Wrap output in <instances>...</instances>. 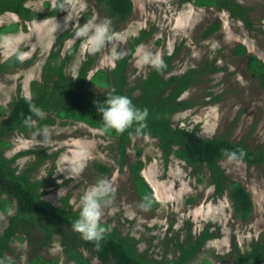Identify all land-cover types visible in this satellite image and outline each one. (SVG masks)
<instances>
[{
  "label": "rangeland",
  "instance_id": "374dc122",
  "mask_svg": "<svg viewBox=\"0 0 264 264\" xmlns=\"http://www.w3.org/2000/svg\"><path fill=\"white\" fill-rule=\"evenodd\" d=\"M134 10L126 22L110 17L95 0H87L80 23L95 15L107 18L115 32L124 33L117 44L122 52L114 66L101 61L102 53L88 54L80 42L66 45L74 33L75 21L64 23L65 0H27L35 12L51 14L60 23L54 38L41 20L23 22L14 13L0 16V28L19 24L14 33L0 40V121L6 119L12 103L19 97L31 98L32 83L43 84L47 64L53 52L63 61L76 46L64 72L76 78L82 65L94 58L88 80L100 71L112 72L125 60L131 39L141 36L134 54L122 67L123 89L141 102L145 81L154 74L166 84L157 100L171 98L177 84L171 78L187 77L191 84L175 103H183L171 116L174 127L186 129L196 137H224L244 142L255 149L264 145V84L249 66V55L264 62V0H234L248 11L250 24L231 16L228 10L199 7L194 0H132ZM48 18V17H47ZM46 19V18H45ZM219 28L205 36L209 26ZM69 33L61 42L58 39ZM243 47L247 53L237 52ZM23 53L16 61L15 55ZM19 53V54H20ZM147 53L158 56L159 65L145 62ZM56 62L52 61L55 66ZM91 85L95 94L107 95L120 83ZM51 83V82H50ZM116 84V86H115ZM123 91V90H122ZM137 105V104H136ZM53 124L25 126L2 137V151L8 170L26 182L46 202L78 216L79 197L99 178L112 181L111 203L103 208L101 224L105 232H119L131 239L137 253L145 261L160 264H243L242 257L264 242V165H249L224 159L220 165L229 182L242 183L252 194L254 211L247 221L235 215L228 189L216 195L208 167L194 168L177 158H168L159 140L134 135L125 154L118 137L88 124L48 114ZM47 129V139L40 133ZM83 153L78 175L57 172ZM76 163H80L76 161ZM136 172L151 193L139 190ZM0 244L16 215V203L0 193ZM61 249L51 254L53 242ZM3 255L17 261L23 253L28 264L44 258L56 264H75L67 258L61 238L53 236L46 242L43 232L31 225L20 230L9 242ZM90 264H102L91 252L80 248ZM264 264V263H263Z\"/></svg>",
  "mask_w": 264,
  "mask_h": 264
},
{
  "label": "trees",
  "instance_id": "16d2710c",
  "mask_svg": "<svg viewBox=\"0 0 264 264\" xmlns=\"http://www.w3.org/2000/svg\"><path fill=\"white\" fill-rule=\"evenodd\" d=\"M96 3L106 9L111 18L120 22H126L132 15L134 4L132 0H95ZM187 1V0H183ZM27 0H0V16L10 12L16 14L21 21H35L49 17L51 14H44L33 11L26 6ZM199 7H215L222 10H228L231 16L240 18L249 25L250 18L248 11L234 0H194ZM19 24L4 26L0 28V40L8 33H14L18 30ZM219 28L214 24L209 26L204 35L207 37ZM69 33L64 34L58 39V42L64 41L69 37ZM141 41V36L131 39V48L128 56L123 61H119V66L112 72L100 70L88 80L94 58L90 57L80 68L77 77L74 79L65 74L64 68L75 53L76 47L69 51L65 60L60 61L59 55L53 52L50 62L47 64V70L43 84L34 81L32 83L31 98L19 97L13 101L8 117L0 121V193L7 195L9 200L16 203V215L11 218L10 224L0 244V256H3L2 250L8 248L11 239L19 233L20 230L27 229L34 225L40 229L46 242L53 236H58L65 248L67 258L74 261L75 264H90V260L84 256L80 248H83L94 254L102 264H160L157 261H145L137 253L131 239L123 237L119 232H105L103 239L96 247L94 241H88L82 238L81 234L74 231L72 222L78 217L71 215L64 209L57 208L44 201L26 182L12 174L5 162L2 151V137L14 132L15 130L29 126L25 120L31 116L33 120L39 119L40 126L53 124L55 120L49 118L48 114H58L62 117H70L82 121L93 128L104 131L107 135L118 137L121 141L120 150L124 155L127 147L134 135L149 136L159 140V146L164 155L168 158L171 154L185 161L194 168L208 167L211 174V181L215 186L216 195H223L228 189V196L232 202L235 215L242 221L250 219L254 211L252 194L240 182H229L226 179L225 171L220 165V161L228 159L225 149L239 152L244 151L242 158L234 159L245 162L249 165H264V145L252 149L244 142H232L224 137L218 136L209 139L196 137L193 132L186 129L174 127L171 123V116L179 106H185L183 103H175L182 93L192 83L187 77H173L170 83L177 84L176 93L171 98L157 100L161 89L169 83H161L157 79V74L152 75L145 81V92L141 102H136L131 93L123 89L121 82L124 79L123 65L134 54L136 46ZM240 54L247 51L243 47L237 50ZM18 52L15 55L18 63ZM55 61V66L52 65ZM249 66L252 71L257 73L264 84V62L249 55ZM51 82V83H50ZM112 82L120 83L114 91L116 94L127 95L131 98L134 105L143 109H148L146 126L136 133L137 125H133L123 133H117L115 130L106 129L103 125L101 114L96 111L94 104L102 103L107 99V95L93 93L91 85H109ZM116 86V84H115ZM123 90V91H122ZM29 102L43 109L46 113L44 118H38L29 110ZM131 133V135H130ZM136 181L138 189H144L145 193H151L149 187L136 172ZM8 201L1 202L3 210ZM243 264H263L264 263V242L255 244L241 259ZM31 264H56L44 258H37Z\"/></svg>",
  "mask_w": 264,
  "mask_h": 264
},
{
  "label": "clouds",
  "instance_id": "9594fccd",
  "mask_svg": "<svg viewBox=\"0 0 264 264\" xmlns=\"http://www.w3.org/2000/svg\"><path fill=\"white\" fill-rule=\"evenodd\" d=\"M87 8V0H65L61 9L67 10V15L64 18L65 25L70 21H75L73 36L66 41V45L74 44L77 40L80 42L81 50L86 49L88 54L94 55L102 53L101 61L107 62L114 66V61L122 56V52L117 49L118 42L124 39V33L115 32L111 28V22L107 19H99L95 15L80 23V17ZM42 24L48 25L47 32L55 37L60 23L56 17H48L41 21ZM19 58H23V53L19 54ZM142 59L145 62L151 61L159 65L158 56L147 53ZM97 112L101 114L103 125L106 129L115 130L117 133H123L134 124L137 125L136 133L139 134L146 124L148 116L147 108H139L132 102L127 95L116 94L114 90L107 94V99L102 103L94 104ZM29 110L38 118H44L46 113L43 109L29 102ZM26 125L35 124V121L29 116L25 120ZM44 139H47V129L41 133ZM131 135V133H130ZM227 158L238 159L244 156V151L239 152L224 150ZM79 161L80 163H76ZM83 161V153H76L72 161H69L59 167L57 172H67L78 175L82 168L80 164ZM114 191L112 181L108 178L101 177L94 184L90 185L83 194L79 197L77 207L79 208L78 217L72 222L74 231L81 234L82 238L88 241H94L96 247H99V242L103 239L105 228L101 224L103 208L111 203L112 193ZM61 245L54 241L49 249L51 254L59 252ZM0 264H28V255L23 253L17 261L9 255L0 256Z\"/></svg>",
  "mask_w": 264,
  "mask_h": 264
}]
</instances>
